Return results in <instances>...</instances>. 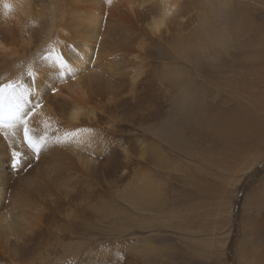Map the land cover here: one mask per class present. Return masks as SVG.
<instances>
[{"label": "rangeland", "instance_id": "374dc122", "mask_svg": "<svg viewBox=\"0 0 264 264\" xmlns=\"http://www.w3.org/2000/svg\"><path fill=\"white\" fill-rule=\"evenodd\" d=\"M32 1L45 17L67 10V0ZM132 1L123 26L112 19L100 27L102 43L127 54L113 55L121 61L113 82L125 99L121 108L108 105L115 169L81 175L75 202L60 197L62 211L44 227L41 263L264 264V144L217 148L230 118L264 124V0ZM169 6L167 27L152 34L151 21ZM28 100L32 94L15 102L30 109ZM145 184L155 200L129 204L124 196Z\"/></svg>", "mask_w": 264, "mask_h": 264}, {"label": "bare ground", "instance_id": "6f19581e", "mask_svg": "<svg viewBox=\"0 0 264 264\" xmlns=\"http://www.w3.org/2000/svg\"><path fill=\"white\" fill-rule=\"evenodd\" d=\"M30 1L0 0V87L14 85L15 101L24 93L25 99L32 94L33 102L28 100L31 107L40 100L41 108L29 120L30 135L34 139L46 136L49 142L36 158L22 143V124L0 128V264H44L41 263L44 258L39 256L45 250L41 245L44 227L51 212L56 214L60 210V197L75 202L79 192L73 186L81 175L94 176L100 171L115 169L111 143L114 114L109 109H113L111 105L121 108L125 100L121 97L122 91H116L120 87L113 82L117 70L114 68L121 65L120 60L114 61V56L123 55L124 49L109 41L102 43L104 31L101 32L100 27L112 19L123 26L133 15L134 2L79 0L74 3L67 0V6L63 3L66 12H56L55 7L45 17L44 12H33L36 7L31 8L34 3L30 5ZM170 7L151 21L152 34L167 27L165 15L172 10ZM41 23L42 37H39L40 43H35L31 33L36 28L32 26L38 27ZM245 24L257 32L262 28V24L252 21ZM202 40L208 46L216 43L208 37ZM193 45L199 54H204L199 40L193 41ZM50 49H55L72 71L46 60ZM120 58L125 60V56ZM29 71L35 75L29 76ZM52 88L57 89L55 95L51 93ZM19 104L24 112L30 110L28 105ZM11 106L5 99L4 109ZM229 120H233L229 123L231 130L217 148H222L224 143L236 153L264 144V124L246 114ZM13 151L21 154L19 171L10 167ZM29 162L31 167L27 166ZM154 188L145 184L131 190L124 198L129 204L141 207L155 200Z\"/></svg>", "mask_w": 264, "mask_h": 264}, {"label": "snow or ice", "instance_id": "6c2138e0", "mask_svg": "<svg viewBox=\"0 0 264 264\" xmlns=\"http://www.w3.org/2000/svg\"><path fill=\"white\" fill-rule=\"evenodd\" d=\"M45 59L56 64L61 69L72 71L71 68H68V65L65 63L64 58L58 52H56L55 49H50L49 55L45 57ZM28 75L34 76L35 73L29 71ZM13 88L14 85L12 84L0 87V128H9L15 126L16 124H22L24 140L32 153L35 154L36 158H39L41 150L47 146L49 141L46 139V136H40L38 139H34L30 135L31 129L29 128V120L33 117L37 110L41 108L42 105L39 101H37L29 111L24 112L22 105H20L19 103H15L16 97L12 95ZM21 88H23V85H21ZM56 92L57 89H51V93L53 95H55ZM25 96L26 93L22 94L19 99H24ZM5 99L12 103V106L9 107L7 111H5L4 109ZM56 142L58 143L59 141L57 140ZM20 156L21 154L17 151H13L11 154L10 167L13 171H19L21 168ZM27 166L31 167V163L29 162ZM243 178V176L240 177L241 180H243ZM262 217H264V213H262Z\"/></svg>", "mask_w": 264, "mask_h": 264}]
</instances>
